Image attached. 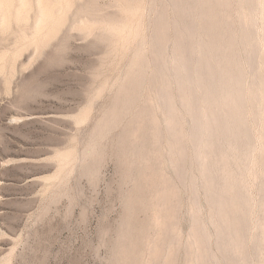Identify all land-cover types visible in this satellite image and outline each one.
I'll return each instance as SVG.
<instances>
[{
	"label": "rangeland",
	"instance_id": "rangeland-1",
	"mask_svg": "<svg viewBox=\"0 0 264 264\" xmlns=\"http://www.w3.org/2000/svg\"><path fill=\"white\" fill-rule=\"evenodd\" d=\"M0 264H264V0H0Z\"/></svg>",
	"mask_w": 264,
	"mask_h": 264
},
{
	"label": "bare ground",
	"instance_id": "bare-ground-1",
	"mask_svg": "<svg viewBox=\"0 0 264 264\" xmlns=\"http://www.w3.org/2000/svg\"><path fill=\"white\" fill-rule=\"evenodd\" d=\"M89 1H90V0H89ZM107 6H108V4H107ZM97 10H98V9H97ZM43 11H46V10H43ZM49 11H50V10H49ZM49 11H48V12H49ZM46 12H47V11H46ZM35 13H36V12H35ZM42 13H43V12H42ZM50 13H51V11H50ZM107 13H108V12H107ZM41 18L44 19L45 16L43 15ZM46 18H47V17H46ZM110 19H111V17H110ZM46 20H47V19H46ZM40 21H41V19H40ZM38 22H39V21H38ZM40 23H41V22H40ZM40 23H38V24H40ZM45 23H46V22H45ZM38 26H40V25H37V27H38ZM47 26H48V25H47ZM41 27H42V26H41ZM41 27H40V28H41ZM40 28H39V29H40ZM68 28H69V27H68Z\"/></svg>",
	"mask_w": 264,
	"mask_h": 264
}]
</instances>
